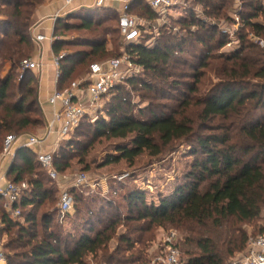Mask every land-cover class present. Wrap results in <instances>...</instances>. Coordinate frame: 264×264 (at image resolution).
<instances>
[{
	"label": "trees",
	"instance_id": "1",
	"mask_svg": "<svg viewBox=\"0 0 264 264\" xmlns=\"http://www.w3.org/2000/svg\"><path fill=\"white\" fill-rule=\"evenodd\" d=\"M47 1L0 0V155L10 134L27 136L47 124L36 73H19L34 50L33 16ZM242 2L249 13L239 14L240 45L231 55L217 54L233 42L219 22L234 24L231 14L237 0H193L185 16L162 26L157 36H143L131 45L119 30L121 15L99 20L71 15L57 23L53 51L56 57L65 54L59 62V91L70 87L67 83L78 70L88 67L89 72L92 64L109 56L126 53L142 70L116 87L104 106L105 117L86 119L73 132L78 138L90 137L88 145L72 139L50 152L59 175L69 169L76 149L84 146L86 156L97 139L124 141L105 166L122 161L133 166L144 154L159 157L186 140L193 142L190 156L196 158L185 183L157 202L148 203L142 190L131 189L120 195L124 204L103 197L105 205L94 209L72 189L75 206L83 204L85 211L77 209L83 214L81 231L65 237L57 225L51 228L56 215H37L38 208L51 201L48 180H54L39 163L36 149L19 150L9 177L27 187L20 202L24 224L16 223L0 200L2 231L10 235L3 246L7 264H152L154 228L182 234L177 244L181 264H225L247 250L251 238L246 227L264 221V52L248 40L249 33L264 38V23L259 21L264 19V0ZM141 5L146 21L159 19L144 0H135L127 12ZM109 22H118V27H105ZM71 30L92 35L67 40L60 34ZM109 34L121 35L119 42H110L113 51L106 47ZM136 101L144 106L147 121L135 116ZM84 124L89 132L80 133ZM79 164H84L82 157ZM110 190L112 196L119 194L115 185ZM257 230L256 237L264 235V225Z\"/></svg>",
	"mask_w": 264,
	"mask_h": 264
},
{
	"label": "rangeland",
	"instance_id": "2",
	"mask_svg": "<svg viewBox=\"0 0 264 264\" xmlns=\"http://www.w3.org/2000/svg\"><path fill=\"white\" fill-rule=\"evenodd\" d=\"M177 4L172 8L169 14V18L167 23L161 24L159 22V19L154 20L153 22H150L151 24L148 26V28L144 29L142 31L143 36L152 37L157 34V30H159L164 25L171 26L173 23L172 21L175 19H179L186 15V10L193 7V0H175ZM231 4V3H230ZM234 7V6H233ZM235 12L231 14V17L234 21V24L228 23L226 20H222L219 22L220 27L223 31H226L228 36L230 37L233 42L229 44L226 48L221 50L220 52H217L218 55H231L234 52V48L240 43L236 41V33L242 29L243 24L241 22L240 13L247 14L249 13L248 8L245 4H243L242 0H237V5L234 7ZM199 13L202 14L201 8L196 9ZM144 6L135 7L132 9V11L129 12L130 15L137 18L140 22L146 21L144 15ZM200 14V15H201ZM112 15V14H111ZM260 22L264 23V19L260 18ZM68 23L74 24L77 23L75 20H68ZM105 27H118V22H109L105 24ZM155 28V30H154ZM176 33L180 32V27H176L175 31ZM60 34H63L64 37L68 39H72L73 37H89L92 34L87 32H77V31H61ZM157 36V35H156ZM59 37H63L60 36ZM121 35L120 34H109L106 36V39L108 41L107 43V49L109 51H113V46L111 45V41H118L120 40ZM156 39V38H155ZM155 39L152 40L151 44L155 42ZM248 40L252 44H255L260 50L264 52V38H257L254 33H249ZM66 48L63 49L65 51ZM73 50V49H71ZM116 57L109 56L104 59H99L96 61V63L104 62L110 59H114ZM187 58L191 60V57L189 54L187 55ZM8 70V69H6ZM182 71L189 72L188 68H182ZM88 67L84 69H80L77 71L76 75L73 79H71L67 86H71V84L81 77H84L87 75ZM142 70H140V73ZM207 72V71H206ZM8 72L5 71L3 74V77L6 76ZM18 71L16 72V74ZM19 73L21 75V71L19 70ZM110 101V99H109ZM107 99L103 101L104 103L109 102ZM104 103H103V109L102 112L98 115L99 117H105L104 112ZM105 103V104H106ZM136 103H138L136 101ZM135 116L139 121H147V114L144 111V106L140 103L137 104L136 109L134 110ZM84 126V127H83ZM82 128L79 129V132L87 133L89 132V129L86 128V124H84ZM42 131L41 128H35L32 129L30 132H28L29 135H37ZM10 135H18V134H10ZM90 138V137H89ZM89 138L84 137H77V134H73L67 141L60 142L59 146L55 148L54 152H57L60 145L63 143H66L68 141H71L72 139H77L82 143L84 146L88 145ZM50 139L48 140V142ZM126 142V141H125ZM124 143V141H106L104 139H97L94 144L92 143L90 148L88 149V154L83 156V147H79L78 150L76 149V152L72 154L71 161L69 162V169L63 174L59 175V179L57 181H50L48 180V185L53 190L51 201L45 202V204L38 208L37 215L39 218L43 214L53 213L55 216L54 222L51 225V228H54V225H57V230L62 233L63 236H68L70 234H75L79 230L80 227L79 222L82 215H79L77 213V209L81 208L83 213L85 211L83 204H76L74 207V211L67 216V218L64 221H60L58 219V213H59V203H60V197L61 194L64 191H71L72 189H75L78 193L82 195V197L85 199L86 203H89V205L94 209H99L100 206L105 205L103 197H111L110 199H113L116 203L124 204L122 198L120 195H124L128 190L131 189H140L142 190L146 195V201L148 203L151 202H157L161 196L169 195L170 193L174 192L176 185L185 183V175L190 170V164L194 161L196 157L190 156V152L193 147V142H189V140L181 141L175 143L168 151H166L164 154H162L159 157H152L149 154H144L143 156L139 157L135 164L133 166H129L125 161L120 162L119 164H112L105 166V163L108 159V157L115 155L116 147L120 144ZM127 143V142H126ZM2 151V150H1ZM73 151V150H72ZM75 151V150H74ZM82 157L84 159V164H79V158ZM88 168V169H86ZM86 170V171H85ZM40 171V170H39ZM82 173H85L89 179V183L96 182L99 183V185L96 188H91L90 186L86 187H74V181L76 177ZM128 174V176L122 180L119 181L115 179V177H120L123 175ZM104 179H108V183L105 185H100V182ZM113 182L115 184H113ZM115 189L118 188V195L112 196L110 194L111 187H114ZM76 203V200H75ZM123 214L127 213V209H124ZM2 214V209L0 208V218ZM16 223L24 224V219L20 217L14 218ZM264 225V221L260 223H254L246 227V230L250 234V238H255L258 234V227H262ZM16 231V230H15ZM171 232H175L179 235V241L181 240L182 234L176 230L166 228H154L153 233L155 234V241L154 245L151 246L150 252H152L153 248L158 245L162 239L168 235ZM0 238H1V244H2V252H3V246L8 243L10 239V235L6 233V230L0 232ZM114 247V244L112 246V249ZM247 257H248V248L241 254H237L235 257L229 259L225 264H247ZM91 264L92 263L91 261Z\"/></svg>",
	"mask_w": 264,
	"mask_h": 264
},
{
	"label": "built area",
	"instance_id": "3",
	"mask_svg": "<svg viewBox=\"0 0 264 264\" xmlns=\"http://www.w3.org/2000/svg\"><path fill=\"white\" fill-rule=\"evenodd\" d=\"M64 4L62 11L71 7L78 0H61ZM159 15V22L167 23L170 11L177 4L175 0H144ZM105 0H97V7H102ZM128 6L124 8L119 20V30L127 45L138 44L143 39L142 28L146 29L151 24L148 21L140 22L137 18L130 15ZM155 30V28H154ZM158 31V30H157ZM35 43H42L47 40V36L39 35L34 39ZM52 42L54 38L50 39ZM65 54L55 57L54 64L58 70L59 62ZM40 64L27 59L21 63V74L27 71H38ZM141 68L136 66L130 57L124 53L119 58L110 59L100 63H94L90 66L86 76L73 82L71 86L64 90L58 89L50 97L49 103L53 106H60V110L54 114L51 121L47 122L46 130L43 135H27L17 137L9 135L6 137L3 146V156H10L16 144L22 141L21 148L37 149L46 142L49 136L57 133L60 142L67 141L73 132L86 120H97L103 109V101L111 99L113 92L119 85L126 84L130 79L140 74ZM86 97V98H85ZM105 102V103H106ZM104 103V106H105ZM57 125L59 128L57 129ZM38 152V151H37ZM38 161L48 172L52 180L57 181L59 174L54 168L53 154L38 152ZM128 174L115 177L122 181ZM85 173H82L74 180V187L96 188L99 183H89ZM108 183V179L100 182V185ZM27 187L8 182L4 187L0 185V200L3 202V208L13 218L21 216V196ZM75 200L69 191H64L60 197L58 219L64 221L68 215L74 211ZM3 224L0 221V232L3 230ZM179 235L171 232L166 235L162 241L153 248L151 254H154L152 264H181L180 252L177 248ZM0 263L7 264L6 257L0 252ZM247 264H264V235L251 238L248 243Z\"/></svg>",
	"mask_w": 264,
	"mask_h": 264
},
{
	"label": "crops",
	"instance_id": "4",
	"mask_svg": "<svg viewBox=\"0 0 264 264\" xmlns=\"http://www.w3.org/2000/svg\"><path fill=\"white\" fill-rule=\"evenodd\" d=\"M134 1L135 0H105L102 7H97V0H78L71 7L62 11L64 4L61 0H48L37 8L32 19V37L34 39L39 35H45L47 36V40L42 43L34 44V50L30 59L40 64V69L35 71L39 80L38 98L47 122L51 121L54 114L60 110L59 105L55 107L49 103L50 97L55 93L58 87V70L54 64L56 56L53 51L54 42L56 40L54 33L57 23L71 15H78L81 18H94L96 20L105 18L107 15L111 14L120 16L124 8ZM51 38L55 40L52 42L50 40ZM64 39L72 40L74 37L72 39ZM56 128L58 129L59 126L57 125ZM45 130L46 127L39 135H43ZM49 139L50 141L48 142ZM59 144L60 138L55 132L36 150L42 153L54 152ZM21 145L22 141H19L10 156L5 157L3 153L0 155V185L3 187L10 182L9 173L14 165L17 152L23 149ZM0 252H2L1 238Z\"/></svg>",
	"mask_w": 264,
	"mask_h": 264
}]
</instances>
